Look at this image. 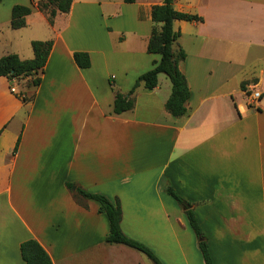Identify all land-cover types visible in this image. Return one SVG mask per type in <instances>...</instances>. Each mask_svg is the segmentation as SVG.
Masks as SVG:
<instances>
[{
	"label": "crops",
	"instance_id": "1",
	"mask_svg": "<svg viewBox=\"0 0 264 264\" xmlns=\"http://www.w3.org/2000/svg\"><path fill=\"white\" fill-rule=\"evenodd\" d=\"M39 1L0 0L5 53L29 60L32 41H52L37 87L28 85L36 76L0 77V264H24L19 248L30 239L52 264H153L105 244L98 203L68 184L117 200L122 233L162 264H204L188 209L213 264H264V0H174L175 11L202 19L173 22L190 91L179 118L164 109L162 74L154 89L136 88L132 110L112 112L114 91L127 94L159 62L146 48L151 8L163 0H72L52 24ZM14 5L32 9L17 30ZM75 52L89 55V68L75 65Z\"/></svg>",
	"mask_w": 264,
	"mask_h": 264
},
{
	"label": "trees",
	"instance_id": "2",
	"mask_svg": "<svg viewBox=\"0 0 264 264\" xmlns=\"http://www.w3.org/2000/svg\"><path fill=\"white\" fill-rule=\"evenodd\" d=\"M72 0H44L35 4L40 12L47 15L49 24L57 13L65 14L69 11ZM125 4H131L134 0H123ZM174 0H163L161 5L151 8V21L153 27L147 43V53L157 54L160 59L153 68L140 75L131 90L127 94L114 91L112 112L119 115L133 109L134 99L132 95L140 85L145 90H152L157 86V77L165 75L171 83V93L164 104L165 111L174 118H179L186 113V103L190 98V91L183 74L179 70V63L184 60L185 53L178 49L173 50L172 46L179 34L173 30L174 21L201 22L202 19L196 15H189L177 12L173 8ZM32 9L27 6L14 5L11 9L9 26L13 30L21 29L25 26V18L31 14ZM33 58L20 60L16 55L9 54L0 58V77L9 81L22 79L30 76L29 84L37 87L40 83L38 74L43 72L49 52L52 48V41H32L30 43ZM73 62L79 69L90 67L89 55L85 52L73 53ZM16 149V147H15ZM14 149V150H15ZM73 184H68V188L75 196H80L86 200H93L98 203V212L105 215L108 222V232L105 237L107 245H124L145 255L153 264H162L157 257L143 244L126 237L120 228L121 208L119 202H111L102 195L91 194L80 188L72 191ZM166 192L182 207H188L171 189ZM189 227L193 231L197 246L201 253L204 264H213L208 251L207 240L195 218L191 209L184 212ZM20 256L24 264H52L51 259L45 250L33 239L24 241L20 245Z\"/></svg>",
	"mask_w": 264,
	"mask_h": 264
},
{
	"label": "built area",
	"instance_id": "3",
	"mask_svg": "<svg viewBox=\"0 0 264 264\" xmlns=\"http://www.w3.org/2000/svg\"><path fill=\"white\" fill-rule=\"evenodd\" d=\"M13 91V90H12ZM261 98V93L259 91H252L249 95H247V100L250 105L255 106Z\"/></svg>",
	"mask_w": 264,
	"mask_h": 264
},
{
	"label": "rangeland",
	"instance_id": "4",
	"mask_svg": "<svg viewBox=\"0 0 264 264\" xmlns=\"http://www.w3.org/2000/svg\"><path fill=\"white\" fill-rule=\"evenodd\" d=\"M7 47H8V43L4 39H1L0 40V58L9 54V53H5L6 51L10 52ZM29 82L30 81H28V85H29ZM200 255H201V253H200ZM201 258H202V256H201Z\"/></svg>",
	"mask_w": 264,
	"mask_h": 264
}]
</instances>
